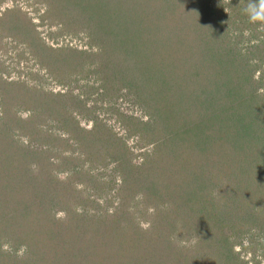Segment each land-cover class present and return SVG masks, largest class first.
Returning <instances> with one entry per match:
<instances>
[{"label":"rangeland","instance_id":"374dc122","mask_svg":"<svg viewBox=\"0 0 264 264\" xmlns=\"http://www.w3.org/2000/svg\"><path fill=\"white\" fill-rule=\"evenodd\" d=\"M135 1H103L112 23L104 33L118 24L116 13ZM226 1L170 0L179 5L178 11L185 9L181 36L192 42L190 52L181 50L171 30L157 25L147 41L138 33L136 59L124 57L121 49L107 59L98 41L81 44L82 7L71 0H0V159L11 165L1 172L5 181L0 176V229L5 219L8 231L19 225L16 231L25 232L27 223L35 231L45 230L39 203L53 194L52 224L74 225L76 214L85 217L84 225L77 222L73 227L78 235L74 249L60 257V264H81L83 255L82 264H92L91 252L98 254L99 248L103 264H215L213 243L206 245L211 234L229 235L240 264H264V25L239 18L241 0L234 1L233 10ZM137 3L139 7L129 9L130 28L137 27L133 22L143 14L155 20L164 14L159 13L161 0ZM181 20L171 23L181 28ZM186 33L195 34V41ZM219 36L224 41L215 50L212 42ZM80 49L94 54L88 60L102 66L111 62L113 68L129 67L135 61L141 79L149 83L147 94L144 86L141 94L149 99L150 114L126 93L122 75L113 83L107 77L103 84L92 71L94 65L87 66L89 71L85 63L77 65L72 55ZM156 62L169 67L158 71ZM182 68L187 69L186 77ZM190 74L198 76L188 80ZM79 76L84 78L72 80ZM223 87L229 92L215 96L214 110L194 109L197 101ZM186 90L191 91L189 98ZM72 94L82 108L74 104L69 115ZM130 118L135 120L131 127ZM94 133L101 138L95 143ZM22 149L30 155L22 157ZM106 153L116 157L118 167ZM27 178L45 182L48 194L36 196L40 186L17 190ZM184 186L194 188L192 196L176 199ZM204 203L212 205L208 219L199 213ZM40 223L43 226L35 227ZM159 227L161 235L153 236ZM247 237L256 238L259 245H249ZM42 252L27 255L28 264L56 261Z\"/></svg>","mask_w":264,"mask_h":264},{"label":"trees","instance_id":"16d2710c","mask_svg":"<svg viewBox=\"0 0 264 264\" xmlns=\"http://www.w3.org/2000/svg\"><path fill=\"white\" fill-rule=\"evenodd\" d=\"M52 1L55 2V1H59V0H52ZM103 1L104 0H71V3H73L75 5H79L78 7H82V9H79L80 10L79 15L81 16L82 24L85 27L84 28V34H85L84 38L85 39L81 42L82 45L86 44L87 46H92L94 44V42L96 43V41H98V43H101V46H102L100 50L106 51L107 59H110L109 57L112 55L113 51H117L119 49H121V55H123L124 57L128 58V55H130L131 57H134V59H136L135 45L137 44V38H140L138 33L142 34L144 36V41H147L148 38L151 37V34L153 33L154 28H157V25H158L160 27H162V26L166 27L168 32L171 30L169 35L173 39H176V41L179 43V45L183 47L181 50H187L190 52V50L188 49V45H191L192 42L186 43L185 42L186 39L181 36V35H183V30H184V29L182 30V26H183L182 21H185V18H186V16H185L186 13L184 12L185 11L184 7L182 8V11H178V10H180L178 4L171 3L170 0H161V3H162L161 5L163 8L159 10L160 11L159 13H164V14L158 15L156 20L154 18L147 19L148 17H151V16H149L148 14H146V15L143 14L144 17H142V18L140 17L139 20H136L135 22H133V23H138L137 27L134 28L132 26L130 28L128 25V23H130V22H128V21H129L130 15H132V14H129V12H130L129 9L133 10L134 8L136 9V7L140 6V4L137 3L138 0H136L134 4L130 5V8L128 6L127 9H122L121 12L118 11L116 13L117 14L116 18H120L122 20L115 19L114 21H117L118 24H115V26H113L114 27V29L112 28L113 31L111 32L110 30H108V32L104 33L105 27L112 26V23H109L110 22V16H109V14H107L108 13L107 8L105 7L106 3H104ZM126 1L128 2V0H126ZM234 1L235 0H227L226 1L227 6L231 7L232 10H233V6L235 4ZM64 2H66V1H64ZM241 2H243L244 5L242 6V8L240 6L238 7V9L240 8V12L242 13L239 16V18L242 17L241 20L249 22L247 17L244 15V12H243V9L245 8L246 3H248L249 0H241ZM62 4L64 6V3H62ZM121 4L126 5L127 3H125V4L121 3ZM144 4H146V2ZM222 4L226 5L224 3H222ZM101 7H103L105 9L104 12H103V9L99 12V9ZM114 9H116V8L114 7ZM114 9H113V12L115 11ZM168 11L171 13L167 14L166 12H168ZM135 12H136V10H135ZM176 12H181L182 14H175ZM194 12H197V9H195ZM230 13H231V11H230ZM183 14H185V15L181 16ZM165 15H170V18L168 16V19L165 22H163L165 20L164 19ZM187 15L191 16L193 14L188 13ZM171 19H175V20H181L182 19L181 23H180V24H182V25H180L181 28H179L176 25L177 22L171 23ZM216 23L214 25H216ZM86 28H87V31H85ZM131 31H132V33H131ZM135 34L137 35V37H135ZM186 35L192 37L193 41H195V39H194V37H196L195 34L192 35L190 33H188V34L186 33ZM200 39H201V36L199 38L197 37L196 42L198 43V41ZM222 41H224V40L221 36L214 39V42H212V43H213L215 50L222 48V43H220ZM214 48H212V49H214ZM66 49H70V48L66 46ZM207 51H208V49H207ZM73 52H77V54L72 55V57L74 58L72 60H76L78 62L77 65H80L83 67V64L85 63L86 66L84 68H86L87 71H89V69L87 67L89 64H92L95 66V68H93L92 71L98 72V77H100V79L103 78L102 79L103 84H105L107 82V81H105V79H108L107 77L110 78V79H108V81L113 83L114 77H116L117 74L120 76L122 75L124 78L123 79L124 85L122 84V86L127 88L126 93H128L129 95H131V94L134 95V98L132 101L137 102L143 110H147V112L150 111L149 107H151V106H150L149 101H148L149 99L145 95L141 94L143 86H144V91L147 94L146 88L149 87V83L146 81H143L141 79V77H142V76H140L141 72L139 71L136 63L133 64L135 61L133 63H130L129 67L121 66L119 68H113L110 65L111 62L109 64V66L106 64L104 66H102V64H98L96 61H94L95 59L88 60V58H90V56L91 57L94 56V54L92 55L91 53H89L85 49L73 50ZM211 52H212V56H216L213 54L214 51H211ZM189 55L188 54L184 55V56H187V58H186L187 61H190V59H188ZM81 56H84V57H81ZM70 57H71V55H70ZM78 57H80L79 60L77 59ZM186 60L184 58H182L181 61L185 62ZM220 63H223V62H220ZM224 63L229 64L228 62H224ZM95 64H97L99 67H97ZM156 65H157L158 71L166 69L169 67V66H167L168 64L164 66L162 62L161 63L156 62ZM234 66H236L238 69H240V67H238V64H236ZM181 70L183 72H185L184 75L186 77L187 76V73H186L187 69L182 68ZM188 70L190 71V69H188ZM199 70H200V68H199ZM128 75H129V77H127ZM85 76H86V74H85ZM188 76H189L187 78L188 80H189V78H190V80H193V79L197 78L198 74L197 75L190 74ZM82 78H84V77L79 76L77 78H75V77L72 78V80L75 79L74 82H76ZM187 79H185V80H187ZM165 82H166V79H165ZM180 82L182 83V81H180ZM176 83H177L176 85H178V82H176ZM214 85H215V82H214ZM229 89H230L229 87H223L219 91L212 90L211 92H209L207 94V96H206L207 98H203L200 101H197V105L194 109L199 111L200 108L201 107L203 108V106H204V107L208 108L210 111L214 110V104H216V102H218L215 99V96H219L222 91L224 92V94H227L229 92ZM68 91H71V89L69 88ZM186 92H187V96L189 98V93L191 91L188 92V90H186ZM141 96L144 98L143 102H141L139 100ZM191 97L192 96L190 95V98ZM72 98H76V97H74V94H72L70 97H68V100H67L68 101L67 103H69V106H68L69 109L68 108L66 109V113L69 115H70V111L72 110V107L74 106V104H76L78 106L77 107L78 110L80 108H82L81 103L78 105V103H75ZM184 98L186 100H189L188 98H186L185 95H184ZM65 101H66V99H65ZM77 101H80V100L77 99ZM71 104H73V105H71ZM196 113H198V112H196ZM149 114H150V112H149ZM155 114H157V113L155 112ZM210 115H211V113H210ZM130 120H131V118H130ZM62 121L63 122L66 121V117H64ZM131 121L132 122L127 124L128 126H130V124L135 125V123H134L135 120H131ZM145 123L148 124V122H145ZM74 127L76 128L75 124H74ZM77 131H79V130H77ZM107 134H106L107 139L112 141L110 136H108L109 134L108 135ZM91 139L93 140L94 143L97 140H101V138L99 136H97L96 133H94L92 135ZM102 144H103V142H102ZM157 147H159V146L156 145L155 148H157ZM17 148H18V146H17ZM5 152H7L6 153V155H7L9 151H5ZM21 154H22V157H24L25 155L26 156L30 155V152H28L25 149H22ZM106 154H107V156H106L107 159L109 161H113L114 164L116 163V167H118L120 162L119 163L116 162V160H115L116 157H111L109 155V153H106ZM146 155H148V154H146ZM8 157H11L10 154H8ZM6 159L10 161V159H8V158H6ZM150 159H151V157H150ZM10 162L13 164V166L15 165V163H13L12 161H10ZM6 164L8 166H11L10 163L6 162L4 159H0V176H2L1 180H4V181H5L6 176L3 175L4 173L2 171H4ZM262 164L264 165V160L262 161ZM15 167L18 168L16 165H15ZM1 172L3 174H1ZM17 172L20 175L23 174L22 171H20V170H18ZM15 175H17V174H15ZM16 177H18V180H19L21 176L17 175ZM21 182H22V180H21ZM2 184H7V181L2 182ZM38 186H40L41 188H40L39 193L37 192L38 194L36 196H39V194H40L41 199H43L44 196H46L48 194L46 191L48 190L49 187H46L47 184L45 182L43 183L42 180H38V179L37 180L36 179L30 180L27 178V179H25V182L23 181V183H20V186L18 185V187H17L18 189L17 188L16 189L17 190L27 189L29 191L31 189H37ZM186 187L187 186H184L183 189L178 190L180 196L177 195L176 199H178V197H179L182 200H187V199H189V197L192 196L191 192L194 191V188L192 187V188L187 190ZM199 188H201V187L199 186ZM144 190L147 191V188H144ZM201 191L202 190H200L198 192H201ZM204 195H206V194L204 193ZM53 196L54 195L52 194V196L48 200H46V201L44 200L43 202L39 203V211H40L39 213H41V215L44 216V219H46L43 221V224L46 228L43 231H40L42 227L38 228L40 226H43L41 223L38 224V226H35L39 229V230L36 229L37 231H35L34 230L35 228L33 229V227L30 226L28 223L25 224V226H26L25 232L20 231V233H19L16 231V230H18L19 227H17V226H19V225H16L13 229L11 228L8 231L9 224H7L6 222L4 223L5 219L4 220L2 219L1 222H3V224H2V228L0 229V233H1L0 234V264H6L7 262L14 264V263H16V261H18L21 264H23V263L28 264V261H26L28 259L27 255H34L36 252H38L39 249H42V251H43L42 253H46V252L50 253V260H52V261L56 260V261L52 262L53 264H60V263H62L61 261H63L60 259V257L61 256H64V257L67 256L68 257V254L70 253V251H73L74 241L78 236L76 233H74L73 227L76 225L78 227V223L84 225L83 220L85 217H83L81 220V216L79 214H76L75 216L77 217V219H76V221H74V223H75L74 225H73V223L70 225L69 224L67 225V223L64 221L63 222L57 221V222H53V223H55V225L52 224L49 217H50L51 211L53 209L52 207H54V205H55L53 202V198H54ZM18 205H19V203H18ZM211 206L212 205H210V203H208V204L204 203V211H205V209H206V211L204 213V211L202 212V210H200V212H199L200 216L205 215V218L208 219V217H209L208 211L211 208ZM15 210H16V208H14V211ZM67 212H70V211H67ZM71 214H74V212L71 211ZM38 216H40V215H38ZM93 216H95V215H93ZM198 216H199V214H198ZM200 216L195 217V218L199 219ZM36 217H37V215H36ZM210 217H212V216H210ZM94 221H97V219L95 218ZM46 224H49V225H46ZM10 226L12 227V225H10ZM46 226H50V227H46ZM79 231H82V230H79ZM161 233H162V229H160V227H159L158 233H156V232L153 233V236L158 237L161 235ZM260 233H261V235L264 236V231H262ZM211 235H212V237L209 236V238L212 239V241L208 240V243L206 245H210V243H213V245L212 246L210 245V246L213 248L212 257H213L214 263L215 264H240L238 254L232 249L231 241L229 240V235L228 234H224V235L220 234L219 236L216 234H211ZM247 238L250 241L249 245H251V244H255L256 246L259 245L258 241H256V238L255 239L249 238V237H247ZM170 245H171V243L167 242L166 247L168 248V246H170ZM86 246H87V244L84 247L86 248ZM88 246H87V248H88ZM241 247L243 248L244 246H241ZM261 247L263 249L262 255L264 256V242L261 244ZM19 249H23L22 253H19ZM101 253H103L101 248H99L98 254L95 252H91L93 259H90V261H92V264H103L102 263V256H100ZM22 254H24L25 256ZM82 254H84V253L82 252ZM83 256H82V258L78 259V262L79 263L81 262V264H82V260L84 259ZM20 257H22V258H20ZM25 262H27V263H25ZM85 262H87V261H85ZM163 263H165V262L160 261L159 264H163ZM193 264H199V263L195 260V261H193Z\"/></svg>","mask_w":264,"mask_h":264},{"label":"clouds","instance_id":"9594fccd","mask_svg":"<svg viewBox=\"0 0 264 264\" xmlns=\"http://www.w3.org/2000/svg\"><path fill=\"white\" fill-rule=\"evenodd\" d=\"M243 12L250 23L264 25V0H249Z\"/></svg>","mask_w":264,"mask_h":264}]
</instances>
